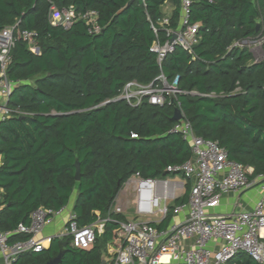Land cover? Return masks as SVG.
Listing matches in <instances>:
<instances>
[{"label": "trees", "instance_id": "obj_1", "mask_svg": "<svg viewBox=\"0 0 264 264\" xmlns=\"http://www.w3.org/2000/svg\"><path fill=\"white\" fill-rule=\"evenodd\" d=\"M168 2L175 8L162 25ZM52 6L95 10L102 31L90 34L83 21L54 25ZM180 17V0H0V31L14 27L7 76L17 84L7 104L13 112L0 122V232L11 233L10 245L29 239L15 231L39 209L73 203L77 224L88 226L109 215L134 174L165 177L169 166L192 159L189 144L172 132L173 105L117 98L132 81L178 78L177 100L195 134L252 169L251 180L264 177V60L235 46L264 38V0H194L190 20L200 27L193 54L178 46L159 64L152 48L165 44ZM25 31L37 34L35 44ZM119 229L107 223L89 250L53 238L49 248L13 264H47L65 240L61 264H101ZM228 264L258 263L242 252Z\"/></svg>", "mask_w": 264, "mask_h": 264}, {"label": "built area", "instance_id": "obj_2", "mask_svg": "<svg viewBox=\"0 0 264 264\" xmlns=\"http://www.w3.org/2000/svg\"><path fill=\"white\" fill-rule=\"evenodd\" d=\"M180 1L179 27L167 29L169 39L163 45L156 42L152 48L159 64L176 47L193 54V48L198 44L200 25L192 24L190 20L194 0ZM98 18L99 13L95 10L79 14L73 7L62 10L51 7L53 24L65 29L83 21L90 34H99L102 28ZM161 24L169 25V17H165ZM174 35L176 39L172 41ZM36 36L35 32H23L30 45L35 44ZM258 41L264 45V38ZM244 42L235 46L242 48ZM14 44V27L0 31V122L13 112L7 104L17 84L9 80L7 68ZM181 94L178 78L170 84L161 74L156 84L145 86L136 81L129 82L117 98L132 106H139L147 99L153 105L176 104L181 109L177 100ZM181 113L183 117L176 122L172 132L180 134L189 144L192 151L190 161L169 166L167 175L161 178L134 174L125 183L131 187L130 202L124 205L117 197L109 215L88 226H79L76 216L70 212L64 231L55 238L69 237L73 248L89 250L96 242L97 233L107 223L115 222L120 226L117 240L108 245L105 254L112 264H228L242 252L256 263L264 264V182H261L264 177L251 180L252 169L230 160L217 142L197 136L182 109ZM133 138L137 136L133 135ZM253 188H259L262 195L252 210L213 213L221 205L224 195ZM185 198L186 202L177 204ZM66 208L34 212L30 224H20L15 231L30 236L24 242L10 245L11 233L0 232V246L6 264H13L23 253L41 252L47 248L52 238H43L41 234L45 226L54 217L62 215ZM115 215H122L125 220L117 221Z\"/></svg>", "mask_w": 264, "mask_h": 264}, {"label": "crops", "instance_id": "obj_3", "mask_svg": "<svg viewBox=\"0 0 264 264\" xmlns=\"http://www.w3.org/2000/svg\"><path fill=\"white\" fill-rule=\"evenodd\" d=\"M174 5L170 2L166 3V5L163 7L165 16L168 17L171 16ZM35 52H39L40 49L34 48ZM1 162V158H0ZM261 182H264V180H261ZM262 195V191L259 188H253L249 189L247 191L243 192H231L223 196L221 200V205L213 210V213L215 214H231L233 212H238L241 210H252L254 206L256 205L257 201L260 199ZM72 211H73V205H72ZM59 218V216H56ZM56 217H54L46 226L41 234V237L43 238H55L56 236L60 235L66 225L69 217L65 216L63 217V230L60 231L58 227V223L56 222ZM51 239V241H52ZM51 245V242L47 243V248H49ZM0 264H6L4 255L1 250L0 246Z\"/></svg>", "mask_w": 264, "mask_h": 264}, {"label": "rangeland", "instance_id": "obj_4", "mask_svg": "<svg viewBox=\"0 0 264 264\" xmlns=\"http://www.w3.org/2000/svg\"><path fill=\"white\" fill-rule=\"evenodd\" d=\"M165 17H168L167 15ZM243 47L248 48L254 55L255 60L256 61H262L264 60V45L262 42L258 41V40H253V41H248V42H244ZM170 177H173V174L169 175ZM180 177V176H178ZM179 179V178H178ZM131 187L126 186V184L123 186V188L121 189L118 198L120 203L122 204H126V202H130L132 200V195H131ZM72 205L73 203H71L69 206H67V208L64 210V213L62 215L58 217H56V222L58 223V227L60 231L63 230V217L70 216V212H72ZM124 207V206H123ZM130 218V217H128ZM103 229L100 230V232L102 233Z\"/></svg>", "mask_w": 264, "mask_h": 264}, {"label": "water", "instance_id": "obj_5", "mask_svg": "<svg viewBox=\"0 0 264 264\" xmlns=\"http://www.w3.org/2000/svg\"><path fill=\"white\" fill-rule=\"evenodd\" d=\"M176 39V35L173 36L172 41H174ZM174 109H175V115L173 117L174 121H179L182 119V113H181V109L174 104ZM80 168L77 164V174H76V179L77 181L80 180ZM69 250V242L68 241H63L62 242V249L60 250L59 254L54 257L49 259V261L47 262V264H61L63 257L65 256V254L68 252ZM101 264H112V261L110 259H107V257L105 256V254L103 255V259H102V263Z\"/></svg>", "mask_w": 264, "mask_h": 264}]
</instances>
